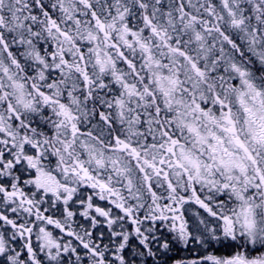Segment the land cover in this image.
<instances>
[{
    "label": "snow or ice",
    "instance_id": "6c2138e0",
    "mask_svg": "<svg viewBox=\"0 0 264 264\" xmlns=\"http://www.w3.org/2000/svg\"><path fill=\"white\" fill-rule=\"evenodd\" d=\"M0 264H264V0H0Z\"/></svg>",
    "mask_w": 264,
    "mask_h": 264
}]
</instances>
